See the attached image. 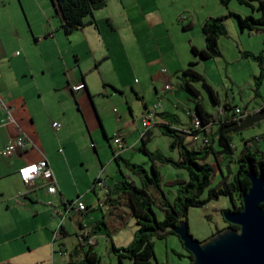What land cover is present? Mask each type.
<instances>
[{
  "label": "crops",
  "instance_id": "1",
  "mask_svg": "<svg viewBox=\"0 0 264 264\" xmlns=\"http://www.w3.org/2000/svg\"><path fill=\"white\" fill-rule=\"evenodd\" d=\"M202 1L203 5L201 6L199 0H192L191 10L189 5L176 4V0H106V6L95 12L94 23L76 29L69 35L61 28L62 16L56 13L60 20L59 29L69 40L71 52L74 55L72 65L69 64L68 67H65V80L61 88L67 91L69 89L74 96L79 92L83 96L87 92L88 96L93 98L94 93L100 91L99 85H103L107 90L110 88L109 90H114L116 93L135 96L134 101L141 102L142 106L140 140L144 132L143 113L155 103H160L161 108L157 113L156 123L149 127L151 133L152 128H159L157 123L174 122L175 127L189 129L193 126L192 116L195 115V104L191 94L183 87L182 72L191 61L198 60L192 53V47L206 48L202 30L204 22L211 17L225 16L230 11L243 16L251 13L236 0L230 1L226 6L220 0ZM202 7L203 9H201ZM181 15H183V19L180 21ZM226 26L228 33L219 39L221 56L216 58L223 59L228 68L233 62L253 61L243 56L242 52L247 51L260 54L263 58L262 64H264V29L241 30L237 20L233 17L227 18ZM12 27H15L17 35L18 28L13 25L10 29ZM259 34H262L260 47L254 46L251 41L252 36H259ZM3 36L5 35L0 31V101L5 104L0 107V264H31L26 255L33 254L32 249L19 243V238H24L34 231L33 229L47 230L51 224H54V221L44 222L33 228V223L31 228L25 230L20 220L22 217L20 214L31 212L36 214L52 212L53 216L59 220V229L53 234L51 240V256H47L48 258L37 256L34 259L35 264H82L88 245L78 239L81 231L88 233V242L90 241L93 250L101 259L98 250L104 238L108 240L107 257H109L110 241L117 248H126L132 245L137 231L134 215L131 211L126 213L124 218L115 214L120 183L114 187L107 186L106 182L98 177L95 185L100 179L104 182L105 188L101 189L100 193L98 192L100 189L95 188V185L92 186L91 189L96 196L92 205H88L80 196H77L76 199L65 196L57 178V161H54L50 142L45 138L40 139L33 128L34 124L24 120L23 117L25 108L22 97L24 95L22 91V61L17 58L19 55L17 50L10 52L9 48V39L16 40V37L12 33L9 37ZM47 37L55 39V35L51 31L45 33L42 38L36 36V39H46ZM204 61L206 60L199 61L195 67L198 72H200L201 62ZM231 81L233 84L236 83L234 79ZM199 82L196 81L194 84L202 95V84ZM80 83H84L86 88L74 93L71 87ZM166 84H170L172 88L165 89ZM128 88L129 90H127ZM202 88L206 89L203 86ZM253 98L254 101L245 102L246 112L264 105V98L261 94H255ZM225 104L232 105L228 99L222 100L219 96V104L216 105L220 114L224 110ZM235 106L242 107L240 104ZM206 110L210 112L208 109ZM130 112L134 113V107H130ZM228 114L230 115V113ZM261 122L257 125H260ZM132 123L134 124L135 121L131 120L125 126ZM213 126L212 124L207 128L209 134L215 131ZM61 128L62 126L55 129L60 131ZM263 134L264 131L256 137ZM21 135L28 136L31 142L26 148L18 149L9 155L15 156L13 159L6 158L8 156L3 154V149ZM121 135L124 148L120 157L126 160L123 155L127 148V141L122 133ZM241 140L240 146L233 141L235 150L239 154L248 139L242 137ZM91 145L94 147L93 143ZM54 146L53 143L52 148ZM257 149L264 154L259 146ZM55 151L54 149V153L58 154ZM237 158L236 155H233L229 160L234 161ZM43 159L48 162L53 179L48 180L39 176L30 184H25L19 177V168ZM229 160L224 161L225 166ZM234 164H236L235 161ZM227 166L230 167V165ZM232 167L234 168V166ZM52 183L57 186L55 193L48 192V186ZM41 192L42 196H40ZM51 195H59L60 202L57 205L50 201ZM77 199L85 203L86 209L73 213L78 214L75 219H72L71 215L63 218L60 213L69 203ZM89 207H91L90 210L99 208L103 218L92 215L90 220L86 217L85 214ZM69 220L70 223H68ZM101 223H104V227ZM70 235H75L77 241L70 243L68 240ZM55 243H57V247ZM45 245L50 247V242ZM37 253L40 252L37 251ZM112 261L110 257V264ZM130 262L133 263L131 260ZM102 263L104 264L103 259Z\"/></svg>",
  "mask_w": 264,
  "mask_h": 264
},
{
  "label": "rangeland",
  "instance_id": "2",
  "mask_svg": "<svg viewBox=\"0 0 264 264\" xmlns=\"http://www.w3.org/2000/svg\"><path fill=\"white\" fill-rule=\"evenodd\" d=\"M199 2L202 6L203 1L199 0ZM176 4L189 5L191 10L193 6L192 0H176ZM243 7L250 12L249 8ZM182 19L183 15L179 17L180 21ZM13 25L18 28L17 35L15 27L10 29ZM59 26V16L51 0H0V31L8 37L11 33L14 34L16 40L9 39L10 52L17 50L19 53L17 58L22 61L24 120L34 124L33 128L40 139L45 138L50 142L54 161H57V178L65 196L71 199L80 196L88 205H92L96 196L91 188L98 177H101L107 186L114 187L123 178L127 179L129 174L139 184L140 178L125 164L124 159L115 160L116 145L113 140L118 133L126 137L127 148L123 156L129 164L142 165L147 171L151 170L150 157L140 149L142 146L140 140L142 106L141 102L134 101L135 96L116 93L114 90H109L110 88L107 90L103 85H99L100 91L95 92L93 98L88 96L87 92L83 96L81 92L74 96L69 89L68 91L62 89L66 74L65 67L72 65L74 55L71 52L69 40L60 31ZM49 31L54 33L55 39H48V37L36 39V36L42 38ZM261 38L262 34L252 36V44L260 47ZM254 61L233 62L227 68L223 59L212 58L204 61L205 63L201 62L199 70L222 100L228 99L232 106L240 104L244 107L245 102L254 101L256 83L259 80L261 82L259 94L264 98V64L262 68L258 61H256L258 64ZM231 79H234L236 83L233 84ZM201 90V101L205 109L218 118L220 110L217 105L212 101L206 89L201 86ZM181 94L184 93L181 92ZM257 98L260 97L257 96ZM131 106L134 107V113L130 112ZM229 113L232 115V111ZM131 120L135 123L125 126ZM54 122L61 124L60 131H56L53 127ZM213 127L215 130L216 126ZM152 130L151 140L147 144L148 149L178 160L180 152L178 148H172L173 138L162 133L161 128L154 127ZM263 131L264 121L260 125L243 131L240 135H235L234 142L240 146L242 137L252 139L250 144L253 149L259 146L261 151H264L263 135L256 137ZM202 139L201 136L199 140L188 138V141L201 144ZM53 143L55 146L52 148ZM54 149L59 155L54 153ZM234 155L237 158L239 153L235 150ZM14 157L6 158L13 159ZM229 159L230 156L225 160ZM157 166L165 182L174 180L181 182L164 186L168 199L174 204L178 200L180 188H185L189 174L186 169L175 167L172 164L157 162ZM232 166L237 170L236 164L232 163ZM95 188L100 189L98 192L101 193V189L105 187L100 188L96 184ZM42 195L41 192L40 196ZM50 201L57 205L60 202L59 195H51ZM231 207V200L227 197L212 199L201 207H191L187 214L190 232L196 239L206 242L214 234L225 229L227 223L221 209H231ZM90 209L91 207L85 214L90 220L92 215L103 218L99 208ZM155 210L158 219L163 220V212L157 208ZM20 215L25 230L31 228L33 223V228H36L38 224L54 221V224H51L47 230L33 229L34 231L24 238H19V243L32 249L33 254L26 255L31 264H35L34 259L37 256L48 258L51 254L53 234L59 229V220L53 216L52 212L39 214L31 212ZM77 215H71L72 219H75ZM102 227H104L103 224ZM104 232L107 231L104 230ZM68 240L70 243L77 241L75 235L68 236ZM107 241L104 238L98 250L104 264H110V257L113 260L111 264H133L128 258H122V262L120 261L119 256L111 248L113 244L111 241L108 249L109 257H107ZM49 242L50 247L45 245ZM55 246L57 247V243ZM154 248V264H191L190 253L183 246L178 235H169L166 239H155ZM37 251L40 253L38 254Z\"/></svg>",
  "mask_w": 264,
  "mask_h": 264
},
{
  "label": "trees",
  "instance_id": "3",
  "mask_svg": "<svg viewBox=\"0 0 264 264\" xmlns=\"http://www.w3.org/2000/svg\"><path fill=\"white\" fill-rule=\"evenodd\" d=\"M230 1L232 0H220L224 6L228 5ZM236 1L248 7L251 13L243 16L230 11L225 16L211 17L206 20L202 27L206 48L198 49L193 46L192 53L198 60L191 61L182 72L183 87L191 94L195 104L192 123L195 116L199 117L200 128L195 129L193 125L185 130L175 127L174 122L157 123L162 133L173 138L171 146L179 149V159L175 160L161 152L150 151L147 147L152 136L149 129L141 137L142 146L140 149L150 157L151 170L147 171L142 165L129 164L124 159L125 164L140 180L138 184L134 177L129 176L127 179L123 178L119 184L115 214L124 218L125 214L131 211L137 223V231L132 245L126 248H117L112 245L113 252L119 256L121 262L122 258H128L133 264H154V240L176 235L174 228L180 222H188L187 214L191 207H201L212 199L227 197L231 200L232 207L231 209H221L222 214L227 210H241L243 208L242 195L251 187V181L246 175L248 169L253 168L264 174V154L257 148L253 149L250 144L252 139L246 140L244 148L235 161L238 165L237 170L232 167L231 164L234 163L232 160L226 163L230 167L224 166L225 159L234 155V136L264 120V105L248 112L245 111L247 109V105H245L240 107L241 112L237 113L235 109L238 106L225 104L223 112L217 118L205 109L201 101L200 90L194 84V82L200 81L202 86L207 89L212 101L219 104V94L195 67L199 61L221 56L219 39L228 33L227 18H235L241 30L264 29V0ZM51 2L56 13L62 16L61 28L67 35L76 29L94 23L95 12L106 6V0H51ZM242 54L244 57L262 64L263 58L260 54L247 51ZM260 84V80L257 81L256 95L259 94ZM230 111H233L232 115L228 114ZM212 124L216 126L215 131L209 134L207 128ZM201 136L203 137L201 144L188 141V138L199 140ZM121 158L120 156L115 157V160L118 161ZM157 162L186 169L189 174V180L186 182L185 188H180L178 200L174 204L168 199L164 186L176 185L181 182L179 180L164 182ZM261 205L264 208V203ZM156 208L163 212V220L158 219ZM226 223L225 229H239L237 225H232L227 221ZM101 224L104 225V223ZM106 233L108 234V232ZM84 242L88 247L82 264H103L87 237ZM190 259L192 264L191 253Z\"/></svg>",
  "mask_w": 264,
  "mask_h": 264
},
{
  "label": "water",
  "instance_id": "4",
  "mask_svg": "<svg viewBox=\"0 0 264 264\" xmlns=\"http://www.w3.org/2000/svg\"><path fill=\"white\" fill-rule=\"evenodd\" d=\"M246 175L251 187L242 195L243 208L223 213L239 229H225L201 242L190 232L188 222L174 228L193 256L192 264H264V174L249 168Z\"/></svg>",
  "mask_w": 264,
  "mask_h": 264
},
{
  "label": "built area",
  "instance_id": "5",
  "mask_svg": "<svg viewBox=\"0 0 264 264\" xmlns=\"http://www.w3.org/2000/svg\"><path fill=\"white\" fill-rule=\"evenodd\" d=\"M17 54H19V53L17 52ZM85 88H86V85L84 83H80L78 85H73L71 87V89L74 93H78L79 91L84 90ZM171 88L172 87L170 84L165 85V89H171ZM4 105L5 104L0 101V107L4 106ZM160 108H161L160 103H155L154 105H152L151 107H149L148 109L145 110V112L143 113V116H142V124L144 127V132L142 133V135L149 129L150 126H152L156 123L157 113L159 112ZM235 111L237 113L241 112L239 107H237L235 109ZM222 112H223V110L221 111V113ZM193 125H194L195 129L200 128L201 121H200L199 117L195 116L194 121H193ZM60 126H61V124L58 122L53 123V127H55V128H59ZM263 138H264V134H263ZM196 139H197V137H196ZM113 141L116 145V148L114 149V157H119L120 151L124 148L123 136L121 135V133H118L114 137ZM30 142L31 141H29L28 136L21 135V136L17 137L12 143L8 144L3 149V154L6 156L12 155L16 150L26 148ZM18 174H19L20 179L25 184H30L35 178H37L39 176H43L44 178H46L48 180L53 179L52 170H51L50 166L48 165V162L45 159H43L39 162H32V163H28V164L21 166L18 170ZM96 184L100 188L105 187L104 182H102L100 179L97 180ZM48 192H50V193L57 192V186L53 183L50 184L48 186ZM85 209H86L85 203L82 201H79L77 199V200H74L71 203H69L66 206L65 210L62 213H60V215L63 218H65L66 216L72 215L73 213L82 212ZM86 237H88V233L84 232V231H81L80 235H78L79 240L82 242H84V239Z\"/></svg>",
  "mask_w": 264,
  "mask_h": 264
}]
</instances>
